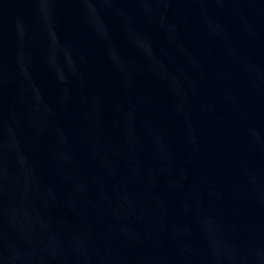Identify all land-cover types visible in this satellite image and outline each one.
Returning <instances> with one entry per match:
<instances>
[{"label": "water", "instance_id": "obj_1", "mask_svg": "<svg viewBox=\"0 0 264 264\" xmlns=\"http://www.w3.org/2000/svg\"><path fill=\"white\" fill-rule=\"evenodd\" d=\"M0 264H264V0H0Z\"/></svg>", "mask_w": 264, "mask_h": 264}]
</instances>
